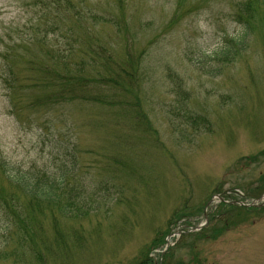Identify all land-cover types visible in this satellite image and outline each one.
<instances>
[{
    "label": "rangeland",
    "instance_id": "1",
    "mask_svg": "<svg viewBox=\"0 0 264 264\" xmlns=\"http://www.w3.org/2000/svg\"><path fill=\"white\" fill-rule=\"evenodd\" d=\"M246 3L250 11H242ZM235 16L248 22L235 25ZM73 22L76 44L55 66L62 54L45 56L35 42L46 34L48 45L62 46ZM242 24L253 31L235 51L229 40L244 36ZM87 45L99 57L89 56ZM224 50L235 57L224 58ZM101 58L125 77L114 99L122 107L97 102L105 89L97 78L96 102L68 110L76 143L88 151L79 174L89 195L80 193L69 206L77 175L66 193L36 200L0 167V264H264V211L230 213L224 230L208 222L203 231L212 229L197 239L179 235L204 222L205 213L210 218L229 193L244 204L264 194V4L0 0L1 67L23 78L41 66L60 73L67 65L72 75L75 60L93 75L103 73L94 63L102 65ZM55 73L48 81L55 83ZM19 81L20 93L31 89ZM6 99L0 82V159L11 173L60 167L49 150L52 136L28 131L39 114L15 119ZM168 240L172 250L160 257Z\"/></svg>",
    "mask_w": 264,
    "mask_h": 264
},
{
    "label": "trees",
    "instance_id": "2",
    "mask_svg": "<svg viewBox=\"0 0 264 264\" xmlns=\"http://www.w3.org/2000/svg\"><path fill=\"white\" fill-rule=\"evenodd\" d=\"M54 1H60V0H54ZM250 2H255L258 4H261V3L264 4V0H249V3ZM247 4L248 3H246L245 6H244V4H240V7H242V11H245V10L250 11L251 10L249 5H247ZM243 22L247 23L248 21H247V19H243ZM76 26H78V24L76 22H73V24L70 25L72 30L69 28L68 25H67L68 28L66 30H68L72 34H74V33H76L75 32ZM244 26L249 31V26L247 24H244ZM73 36L74 35H72V37L67 35V37H71L70 38L71 40H72V38H74ZM244 42H245V35L236 39V42L234 43V50L239 51L240 48L243 47ZM74 43H76V40L73 39L71 47L73 46ZM239 46H240V48H238ZM92 48L87 45V54L89 56H93L95 58H96L95 54H98L97 57H99V53L96 51L95 47L92 46ZM66 50H69V49H66ZM45 51L51 52L49 49H45ZM229 52H230V50H228L226 52L224 50L222 55L226 56L227 58H231L234 53L230 54ZM54 53L59 54L62 52L60 50H55ZM51 54H53V53H51ZM102 55L106 56L105 61L109 66V63H111V56L106 52L103 53ZM52 58H54V57H52ZM61 59L63 60V58H61ZM102 59L103 58H101V60ZM81 63H83V61L82 62H77L75 60L72 61V66L74 67L73 70H76V71H73L72 75L68 72L70 69L68 67H66L67 65L63 66V72H60V73L59 72L55 73V71L50 72L48 67L44 66V68L41 69V73H38L37 75H33V76L29 77L30 80H28L27 82L29 83L28 87L31 89H28V91L38 92L41 94V95L37 96L36 98H34L33 101H31L32 104L33 105H40L41 102H46L47 100H49V103H55V104H60V103H64V102H74L77 100H84L87 103H89L88 101L96 102L94 93H92L91 85L94 84L93 80L99 78L100 81L102 82V84L97 83V86H99L101 88H105V89H104V91L100 90L99 94H97L98 95V96H96V98L98 99L97 102L100 105H106V106L107 105H111V106L120 105L122 107V102H116V103L114 102L115 98L120 97L119 94L122 90L119 89V87H120L119 84L122 81H124V79H125V77L118 79L116 77L115 73L121 74V72H114V71H110V70L106 69L105 67H103V60H102V65H100V63L98 64L97 62H94V63H96L98 66L101 67V69L103 70V73L101 74V72H98L95 69V74L92 75L88 72H85V70L81 71V69H80ZM57 64L59 66L63 64L59 58H56V60H55V66ZM39 69L40 68H38L37 71ZM10 73H11V77H10L8 83L12 87L13 84L16 82V79H15L16 75L14 74V72L12 70H10ZM54 73H55V83L53 80L50 87H48V75H49V77H51V79H54ZM24 82L26 83V79ZM52 87H53V91H50L49 88H52ZM46 88L50 92L49 93L45 92L43 94V92L45 91ZM32 89H35V91H33ZM106 91L107 92L109 91V93L105 94L104 92H106ZM113 91H114V94H113ZM9 181L11 183H13V185H15L20 190L21 189L25 190L30 196H32L36 200H39V199H41L43 201L53 200L55 193H56L52 184H47V183L44 184V181H42V179H35V175L33 173H25L22 175H18L16 177L9 179Z\"/></svg>",
    "mask_w": 264,
    "mask_h": 264
}]
</instances>
